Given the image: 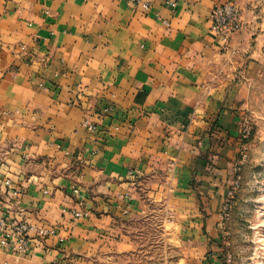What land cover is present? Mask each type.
<instances>
[{
    "label": "crops",
    "instance_id": "obj_1",
    "mask_svg": "<svg viewBox=\"0 0 264 264\" xmlns=\"http://www.w3.org/2000/svg\"><path fill=\"white\" fill-rule=\"evenodd\" d=\"M226 1L0 0V217L36 227L24 254L0 231V264H154L159 225L167 258L222 264L241 105L264 58V0H230L243 28L224 45L210 14Z\"/></svg>",
    "mask_w": 264,
    "mask_h": 264
},
{
    "label": "rangeland",
    "instance_id": "obj_2",
    "mask_svg": "<svg viewBox=\"0 0 264 264\" xmlns=\"http://www.w3.org/2000/svg\"><path fill=\"white\" fill-rule=\"evenodd\" d=\"M240 137L222 208L221 242L215 246L222 252V264H264V58L249 76ZM157 228L160 246L154 264H201L199 256L179 263L178 252L167 258L165 246L175 240L167 239L169 230L163 225Z\"/></svg>",
    "mask_w": 264,
    "mask_h": 264
},
{
    "label": "built area",
    "instance_id": "obj_3",
    "mask_svg": "<svg viewBox=\"0 0 264 264\" xmlns=\"http://www.w3.org/2000/svg\"><path fill=\"white\" fill-rule=\"evenodd\" d=\"M171 4H175L176 0H166ZM168 23V22H167ZM210 29L213 34L218 38L220 42L224 45H228L231 36L243 28V19L242 12L239 5L234 1H226L221 4H217L211 11L210 14ZM104 112H110L114 110V106L106 105L103 108ZM84 126L89 130H97V125L90 120V118H85L83 121ZM7 183L10 184V180H7ZM75 192L78 193L79 190L76 188ZM73 217H83L89 214V210H69ZM36 227L27 223L15 224L12 222L8 215L0 217V231L3 232L5 238L2 240L4 246H12L13 236L17 235V241L19 246L17 250L19 253H26L28 251V234L30 230L35 229ZM38 232L42 236L49 234H55V228L49 227H39L37 228ZM15 246V245H14ZM47 264H61L59 261H52Z\"/></svg>",
    "mask_w": 264,
    "mask_h": 264
}]
</instances>
